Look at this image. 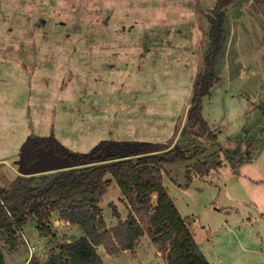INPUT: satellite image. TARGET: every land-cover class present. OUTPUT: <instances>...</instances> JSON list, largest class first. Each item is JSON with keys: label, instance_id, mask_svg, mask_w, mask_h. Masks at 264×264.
<instances>
[{"label": "rangeland", "instance_id": "rangeland-1", "mask_svg": "<svg viewBox=\"0 0 264 264\" xmlns=\"http://www.w3.org/2000/svg\"><path fill=\"white\" fill-rule=\"evenodd\" d=\"M215 3L0 0V187L21 175V148L31 136L56 140L70 156L87 155L101 142L169 148L198 143L206 151L196 160L213 167L183 188L191 163L165 165L169 196L191 226L196 222L191 229L205 253V246L214 247L207 253L214 264H264L257 240L258 234L264 243V121L258 111L264 98V0H235L225 10L217 79L202 100V116L216 140L180 135ZM239 158L249 162L233 170L228 159ZM105 180L98 205L105 228L117 224L114 205L123 220L133 213L145 234L120 258L96 247L102 264H167V251H159L147 231L156 194L137 214ZM55 217L53 238L39 242L30 222L17 247L0 241L5 263L41 264L75 240Z\"/></svg>", "mask_w": 264, "mask_h": 264}, {"label": "trees", "instance_id": "trees-1", "mask_svg": "<svg viewBox=\"0 0 264 264\" xmlns=\"http://www.w3.org/2000/svg\"><path fill=\"white\" fill-rule=\"evenodd\" d=\"M234 1L216 0L207 18L208 49L203 68L193 84L181 136L192 134L196 140L206 136L211 141L217 138L202 116V100L217 79L215 64L225 40V10ZM258 111L264 121V98ZM39 148L68 156L74 168L41 175H19L7 188L0 187V241H5L11 248L17 247L19 234L30 222L35 223L39 236L53 238L52 217L56 215L59 220L77 225L83 235L61 245L57 254H52L41 264H102L96 253L98 246L111 256L125 250L132 251L145 230L133 213L122 221L114 205L111 206L112 215L118 222L111 229L105 228L98 205L105 194V178L108 176L119 189L122 199L134 206L137 214L139 208L146 207L156 194V205L149 219L152 229L147 231L152 242L158 244V250L167 251V264H210L194 239L191 221L180 215L163 184L164 166L174 163H191L185 171L183 188L189 187L192 176H205L213 165L196 160L206 151L205 146L193 143L190 148H169L162 143L101 142L87 155L70 156L56 140L31 136L21 148L26 165L37 159ZM228 160L233 170L249 162L246 158ZM81 163L87 165L80 166ZM0 264H6L1 251ZM27 264L40 263L30 259Z\"/></svg>", "mask_w": 264, "mask_h": 264}, {"label": "water", "instance_id": "water-1", "mask_svg": "<svg viewBox=\"0 0 264 264\" xmlns=\"http://www.w3.org/2000/svg\"><path fill=\"white\" fill-rule=\"evenodd\" d=\"M69 167H72V164L68 156H60L55 153H50L44 148H39L37 159L30 165H26L22 162L20 172L22 176H30Z\"/></svg>", "mask_w": 264, "mask_h": 264}, {"label": "crops", "instance_id": "crops-1", "mask_svg": "<svg viewBox=\"0 0 264 264\" xmlns=\"http://www.w3.org/2000/svg\"><path fill=\"white\" fill-rule=\"evenodd\" d=\"M21 163H22V161H21ZM21 163H20V165H21ZM31 176V175H30ZM177 207V206H176ZM178 209V208H177ZM179 211V210H178ZM56 218V220L57 221H55V223H62L63 224V222H65V221H63V220H59L58 219V217H55ZM121 219V218H120ZM122 221H124L123 219H121ZM118 222V221H117ZM66 223V230L71 234V236L73 237V239H78L79 237H81L82 235H83V233H82V231H81V229L77 226V225H71V224H69L68 222H65ZM30 224V223H29ZM29 224L28 225H26L24 228H23V230H22V232H25L27 229H28V226H29ZM68 224V225H67ZM196 224V222L195 223H193V226ZM193 226H191V228H193ZM32 227V226H31ZM33 228V230H35V227L33 226L32 227ZM196 228H197V226H196ZM195 228V229H196ZM193 230H194V228H193ZM36 231V230H35ZM66 231V232H67ZM21 232V233H22ZM194 231H193V235H194ZM42 239H44V237H38V241L40 242V240H42ZM194 239H195V236H194ZM71 240V239H70ZM257 240H259L258 242L260 243V246L262 247V254L264 255V243L262 242V240H263V238L262 237H259V235L257 234ZM196 241V240H195ZM196 243H197V245H198V247H199V249H200V251L203 253V255L206 257V259L209 261V263L210 264H214L213 262H212V260L210 259V257L208 256V252L210 251V250H212V249H214V247H212L211 249H209L208 247H206L205 246V250H206V253H205V251L199 246V243L196 241ZM100 247V246H99ZM209 249V250H208ZM241 250H242V248H241ZM126 251L127 250H125V251H123V253L121 254H118L117 255V258L119 257H121L122 255L123 256H125L124 254H126ZM100 257H101V259H103V256H101V255H99ZM105 256H107V257H109V258H113V259H115V256L113 257H110L107 253H105ZM219 262H220V260H219ZM219 264H222V263H219Z\"/></svg>", "mask_w": 264, "mask_h": 264}, {"label": "built area", "instance_id": "built-area-1", "mask_svg": "<svg viewBox=\"0 0 264 264\" xmlns=\"http://www.w3.org/2000/svg\"><path fill=\"white\" fill-rule=\"evenodd\" d=\"M26 245L28 247V250L30 251V253L32 254L33 250H34V247L31 246L29 243L26 242Z\"/></svg>", "mask_w": 264, "mask_h": 264}]
</instances>
